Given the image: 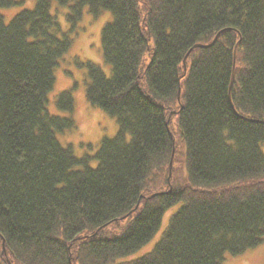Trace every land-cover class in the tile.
Here are the masks:
<instances>
[{
	"label": "trees",
	"instance_id": "trees-1",
	"mask_svg": "<svg viewBox=\"0 0 264 264\" xmlns=\"http://www.w3.org/2000/svg\"><path fill=\"white\" fill-rule=\"evenodd\" d=\"M56 1L70 32L86 7L113 13L111 74L87 61L86 94L119 130L94 155L64 146L75 120L47 105L72 36L52 0L0 13V264H222L260 245L264 0ZM56 102L75 104L70 90ZM179 202L152 250L118 261Z\"/></svg>",
	"mask_w": 264,
	"mask_h": 264
},
{
	"label": "rangeland",
	"instance_id": "rangeland-1",
	"mask_svg": "<svg viewBox=\"0 0 264 264\" xmlns=\"http://www.w3.org/2000/svg\"><path fill=\"white\" fill-rule=\"evenodd\" d=\"M18 1L22 2L0 9V13L7 22L22 9H31L36 4V0ZM68 11L69 7L52 0L51 12L57 15L62 30L71 34L73 43L54 70L55 83L48 94L47 107L53 114L70 116L75 120L74 127L58 132L61 143L72 147L77 156L94 155L100 146L101 139L105 136H115L119 130V124L115 116L89 101L86 94L88 69L85 63L91 61L99 64L107 75L111 74V66L103 57L101 34L103 26L114 16L107 9L98 16H94L86 7L82 19L70 32L71 25L66 18ZM64 90H70L74 97L75 104L72 111L60 108L56 102L59 94ZM90 164L95 167L98 160L92 159ZM181 204L182 202H179L166 210L160 228L148 242L134 252L118 258V261L134 259L152 250L168 225L171 215ZM222 264H264V241L241 254L226 253Z\"/></svg>",
	"mask_w": 264,
	"mask_h": 264
}]
</instances>
